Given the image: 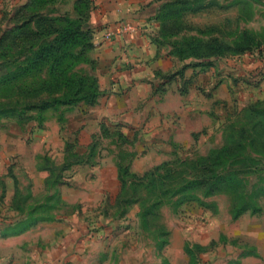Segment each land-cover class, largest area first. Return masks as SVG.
I'll use <instances>...</instances> for the list:
<instances>
[{
  "label": "rangeland",
  "instance_id": "obj_1",
  "mask_svg": "<svg viewBox=\"0 0 264 264\" xmlns=\"http://www.w3.org/2000/svg\"><path fill=\"white\" fill-rule=\"evenodd\" d=\"M1 1L0 61H5L1 54L13 53L7 47V33L22 23L20 8L29 0L11 9ZM34 1L42 2L36 4L39 10L74 18L77 8L93 43L96 30L87 22L95 9L102 8V0ZM114 2L122 6L117 13L149 7L156 34L166 22L167 37H159V48L179 60L174 69L200 60L179 57L175 52L180 50L207 57V65L187 69L190 89L196 82L207 86L216 72L230 74L233 81L220 90L211 112L214 122L196 138L183 131L177 140L162 132L148 137L145 134L158 123L146 128L148 124L137 126L131 117L101 114L96 104L102 90L94 104L82 100L29 111L24 120L4 118L0 264H239L244 257L259 256L249 243L248 226L249 220L264 218V74L244 75V65L256 55L236 52L235 44L253 41L264 47V0ZM99 27L106 39L107 26ZM219 46L223 56L211 55L220 51ZM95 68L96 60L94 66H78L94 76ZM7 71L6 63L0 64V74ZM218 80L217 86L224 78ZM173 86L175 82L172 90ZM159 91L153 94L157 102L163 100ZM179 129L174 127L175 134ZM227 148L234 156L221 161ZM212 154L220 156L218 170H226L220 174L219 187L209 191L217 181L213 173L194 176L190 171L198 170L196 163ZM122 167L130 172L126 186ZM189 180L201 184L190 188L185 185ZM257 202L261 211L253 210ZM245 205L250 210L234 217L235 206ZM187 244L201 246L194 249V261Z\"/></svg>",
  "mask_w": 264,
  "mask_h": 264
},
{
  "label": "crops",
  "instance_id": "obj_2",
  "mask_svg": "<svg viewBox=\"0 0 264 264\" xmlns=\"http://www.w3.org/2000/svg\"><path fill=\"white\" fill-rule=\"evenodd\" d=\"M114 1L116 0H102V8L95 9L87 22L96 30L93 38L94 48L90 56L96 60L94 73L99 88L103 91L96 104L101 114L115 117L118 115L123 119L131 117L137 126L148 124L146 128H153L158 123L157 128L149 130L145 135L154 137L155 133L162 132L168 133V137L175 140L180 139L181 131L192 135L208 123H213L214 116L211 112L214 110V103L219 100L220 90L225 89L233 81L231 75L220 76L219 72L213 73L211 78H208L207 86L196 82L190 89L193 83L188 80L186 71L189 68H198L182 66L180 69H174L180 66L179 60L173 59V56L161 50L153 41L152 36L156 28L153 11L146 7L136 12L117 13L116 10L121 9L122 6ZM1 2L11 9L19 3H25L26 0ZM127 23L134 24L137 30L120 33V26ZM99 26L114 29L117 35L113 39H105ZM98 27L99 29H96ZM246 64L243 67L244 75H251L250 72L264 74V57H253L252 62ZM173 69L174 71L171 72L170 70ZM213 69L216 71L215 67ZM232 69L235 70V66ZM171 74H175V77L169 81L168 75ZM202 75L204 74L199 73L200 77ZM158 77H160L159 83L156 79ZM217 78H219L218 82L224 78L223 83L218 86ZM182 81L185 84L181 87ZM174 82L176 86L173 87L176 88L172 90L170 85ZM181 88L187 90L183 91ZM155 90H160L162 101H156L153 95ZM194 95L197 100L194 99ZM175 119H177L176 126L179 125L180 128L176 134L173 130L176 127L173 125ZM248 227L252 228L249 230V243L257 247L260 255L244 257L239 264H264V218L249 220ZM258 239L261 242L257 241Z\"/></svg>",
  "mask_w": 264,
  "mask_h": 264
},
{
  "label": "trees",
  "instance_id": "obj_3",
  "mask_svg": "<svg viewBox=\"0 0 264 264\" xmlns=\"http://www.w3.org/2000/svg\"><path fill=\"white\" fill-rule=\"evenodd\" d=\"M90 2L91 0L88 3L91 4ZM37 3L42 2L29 0L23 4L20 8L23 14L22 23L7 33V47L11 48L13 53L5 51L1 54L5 61L1 60L0 64L6 63L8 71L0 74V126L4 118L16 116L24 120L27 113L35 109L44 110L59 105H71L82 100L94 104L102 94L97 77L78 69L81 63L91 66L95 64V60L90 56L94 44L88 40L90 34L83 27V14L77 8H75L77 18L69 13L45 12L37 9ZM163 23H165L163 31L161 29L159 34L155 33L152 36L158 46H160L159 37H167V24ZM260 45L253 41L247 43L239 41L235 44V51L264 57V47ZM218 50L220 51L211 55L217 54L222 57L223 50ZM185 51V49L180 50L175 54L191 59L195 56L200 60L189 61L184 68L207 65L205 61L207 57H199L200 54L194 51L190 53ZM174 77L175 74L168 75V80L171 81ZM30 79L32 81L29 82ZM197 135L198 133L193 134L195 138ZM222 155L224 158L221 161L228 162L234 153L227 148ZM219 157L212 154L206 161L196 163L195 169L198 170L190 171V174L194 176H197L199 172L206 175L213 173L214 176L211 177L217 178V181L210 186L209 191L219 187L220 174L226 170H218L220 166L216 164L220 162ZM185 163L187 164L188 161ZM164 165L166 163L161 164L154 171L147 172L146 176L155 174ZM129 173L126 167L121 168V179L125 186L128 183ZM200 184L195 182L191 184L189 180L185 185L194 188ZM250 208L246 205L235 206L234 217H239ZM253 210L261 211L262 207L257 202ZM7 235L11 234L5 233V236ZM200 247L198 244L186 245L187 252L192 255L191 260H196L194 249Z\"/></svg>",
  "mask_w": 264,
  "mask_h": 264
},
{
  "label": "built area",
  "instance_id": "obj_4",
  "mask_svg": "<svg viewBox=\"0 0 264 264\" xmlns=\"http://www.w3.org/2000/svg\"><path fill=\"white\" fill-rule=\"evenodd\" d=\"M119 30H120V33H122L123 31L134 32L137 30V28L134 24L127 23L124 26H120ZM116 35H117V31H115L114 29H107L105 31L106 39H113Z\"/></svg>",
  "mask_w": 264,
  "mask_h": 264
}]
</instances>
